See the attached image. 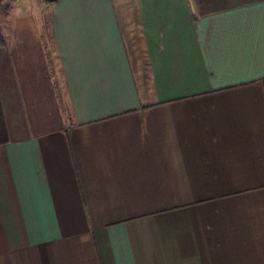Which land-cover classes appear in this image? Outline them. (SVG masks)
Listing matches in <instances>:
<instances>
[{
    "label": "crops",
    "instance_id": "obj_1",
    "mask_svg": "<svg viewBox=\"0 0 264 264\" xmlns=\"http://www.w3.org/2000/svg\"><path fill=\"white\" fill-rule=\"evenodd\" d=\"M0 33V264H264V0H0Z\"/></svg>",
    "mask_w": 264,
    "mask_h": 264
},
{
    "label": "trees",
    "instance_id": "obj_2",
    "mask_svg": "<svg viewBox=\"0 0 264 264\" xmlns=\"http://www.w3.org/2000/svg\"><path fill=\"white\" fill-rule=\"evenodd\" d=\"M1 33H0V41H1ZM5 136V127H4V119L1 112V106H0V142L4 139Z\"/></svg>",
    "mask_w": 264,
    "mask_h": 264
},
{
    "label": "rangeland",
    "instance_id": "obj_3",
    "mask_svg": "<svg viewBox=\"0 0 264 264\" xmlns=\"http://www.w3.org/2000/svg\"><path fill=\"white\" fill-rule=\"evenodd\" d=\"M46 26H47V21H46ZM47 38H50V36H48Z\"/></svg>",
    "mask_w": 264,
    "mask_h": 264
}]
</instances>
